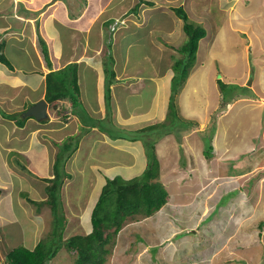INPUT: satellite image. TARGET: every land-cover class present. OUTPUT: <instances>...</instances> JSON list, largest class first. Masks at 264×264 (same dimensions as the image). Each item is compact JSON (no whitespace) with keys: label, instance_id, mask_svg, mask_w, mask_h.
<instances>
[{"label":"rangeland","instance_id":"rangeland-1","mask_svg":"<svg viewBox=\"0 0 264 264\" xmlns=\"http://www.w3.org/2000/svg\"><path fill=\"white\" fill-rule=\"evenodd\" d=\"M63 1V6H73L76 10L80 0ZM153 1L154 5L147 6L144 1L141 2L135 14L128 16L130 21L136 18L137 22H143L147 19L145 8L149 6H159L161 9L168 7L174 11L173 7L184 5L181 4L184 0ZM91 2L93 3V0ZM94 2L102 5L105 0ZM259 2L260 0H234L232 5L231 0L229 7L226 2L218 4L216 0H210V3L192 0V3H187L186 11L189 17L196 22L202 20L200 23L204 25L207 33L199 41L196 60L189 70L186 82L179 86L176 100L180 115L198 123L192 124V129H187L190 123L176 120L154 130H124L126 135L130 131L138 130L134 133L138 135L137 141L142 140L144 143L145 159L133 162L132 169H136L135 172L125 173L126 177L124 173H118L114 177L121 175L129 179L142 176L149 161L145 143L154 140L150 137L156 136L157 140L163 142V169L160 177L166 185L169 184L167 188L171 191V197L163 208L146 220L142 218L127 221L117 238L110 243L111 254L105 258L104 264H264V123H260L258 133L253 132L251 127L259 125L260 121L255 117L254 111L258 109L259 103L264 101V1L262 5H259ZM20 8L27 10L25 4H21ZM158 10V7H154L149 11V23H155L157 26L160 24V27L155 28L160 29L159 32H152L156 48L150 46L149 40L146 41L145 28L139 29L135 35L129 34L126 38V41L135 40L134 47L130 49V68L142 69L144 74H150L153 69L145 60L147 55L149 58L151 54L154 58L152 62L156 65L155 69L162 70V66L168 64L171 72L174 71L172 64L182 55L179 48L185 41L184 21L175 18L176 23H171L170 16L157 13ZM173 13L176 14L175 11ZM177 16L176 14L175 17ZM118 20L123 22L117 19L111 25L118 26ZM170 23L174 24L171 33L169 29H164L169 28ZM136 37L142 40L138 42ZM248 42L250 43L247 44ZM6 54L11 57L9 51H6ZM114 54L123 60L125 51L120 48ZM104 62L112 65L110 59H104ZM120 68L122 66L119 64L118 69ZM219 79L225 82L228 93L226 100L221 97ZM250 79L251 87L246 85ZM148 93L151 94V91L147 89L146 94ZM252 93L256 94V98ZM232 95H239L238 101H235ZM246 96H252L254 100L244 101L242 98ZM170 97L171 92L168 106ZM148 101L149 99H146V103ZM223 101L227 104L221 105ZM166 102L165 100L167 106ZM220 106L224 108L220 109ZM200 111L202 115L198 116V120L189 115L191 113L197 116ZM109 113L100 117L89 113L92 116L87 117V120L90 124L100 120L101 127L105 128L114 124V116L112 114V118L108 117ZM22 115L12 114L11 118H22ZM262 116L264 118V111ZM144 122L146 123V120ZM1 131L0 125V141ZM81 131L82 134L78 133L77 137L85 134L84 129ZM148 132L151 136H148ZM210 133L213 134L211 143L214 148L209 152V156H205V142L210 141ZM92 134L95 137L94 133ZM180 139L182 140L179 141ZM184 140H187V147ZM194 140L195 143L192 142ZM98 142L97 140L94 147H91L94 154L88 152L92 156H87V153L75 156L70 170L60 173L63 175L61 178L70 181V184L63 192V186L61 188L56 215L47 203L31 202L27 204L26 213H23V204L16 201L0 204V230L4 232L3 240L0 241V264H7L3 261L5 250L19 245L34 247L36 241L44 238L51 228L56 225L60 227L65 221L61 216L65 213L64 208L66 213L77 211L87 203L91 195L90 186L93 187L96 182L95 173L99 172L96 167L99 159L101 164H105L106 159L113 161L117 159L116 156L124 159L130 155L127 152L119 154L113 149L110 150L109 145H101ZM201 151L204 155L202 158ZM43 152H21L15 155L26 165L20 168L23 171L21 174H24L21 183L15 175L16 179L13 180L11 175L9 182L12 183L13 193L18 192L22 186V191L31 193L30 196L43 190L46 191L43 194L48 195L47 179L54 178L56 173L52 177L38 175L50 171L54 165V157L42 155ZM51 160L53 161L50 164ZM175 169H179L181 173L175 172ZM0 173L4 182L5 177H10L7 174L4 177L6 171H3L1 165ZM77 173H81V178ZM141 179H144V176ZM2 186L5 187L0 191V197L6 195L9 189V186ZM10 195L4 198L9 200ZM68 198L74 200V205L62 202V199ZM8 206L12 208L9 209ZM36 211L43 212L42 217L38 218ZM18 223L22 226L19 227ZM69 234L71 233L67 232V235ZM74 257L62 248L47 264H76Z\"/></svg>","mask_w":264,"mask_h":264},{"label":"crops","instance_id":"crops-1","mask_svg":"<svg viewBox=\"0 0 264 264\" xmlns=\"http://www.w3.org/2000/svg\"><path fill=\"white\" fill-rule=\"evenodd\" d=\"M91 1L80 0L79 5L74 10L73 6L70 8L63 6L65 5L63 0H0V40H3L0 42L3 54L5 55L6 51L10 52L11 57L7 54L6 57H9L7 58L13 65L9 66L0 61V125L2 127L0 165L3 167V171H6L4 177L6 174L10 176L9 178L5 177V182L3 178H0V191L5 187L2 185L9 186L6 195L3 194L0 197V204L16 201L18 204H23L25 209L23 213H26L28 211L27 204L31 203L28 201V197L36 201L47 199L48 195L43 194L46 192L45 190L42 192L37 191V194L33 193L34 196H30L31 193L23 192L22 189L24 188L20 186L18 192H12V183L9 182L11 181V175H13V180L18 178L20 183L24 179V174H21L23 171L20 168L26 163L15 157L21 152L35 151L40 153L44 151L42 155L47 154L54 157V165L56 159L61 155L66 159L61 169L64 172L70 170L75 156L79 157L85 153H87V156H92L89 153L94 152L91 147H94L97 140L101 145H109L110 150L113 149L119 154H122V152L130 154L124 159L121 156H116L117 159L113 160L114 162L106 159L105 164H101L99 159L96 166L99 172L95 173L96 182H94L93 187L90 186L91 195L87 203L77 211L66 213V208H64V214L67 217L64 234L66 238L73 235L72 232L75 229L74 234H87L92 230V210L106 178L114 177L118 173H124L125 176V173L135 172L136 169H132L133 162L145 159L144 143L141 139V141H137L139 140L138 135L134 133L138 130L130 131L127 135L124 134V130L140 129L148 124L163 121L168 111L167 103L174 71L169 70L168 64L162 66V70L161 68L155 69L156 65L152 62L154 58L151 54L149 58L148 55L145 57V60L153 66L150 74L142 73V69L134 68L133 70L130 68V49L134 47L135 40L126 41L127 36L129 34L135 35L139 29L145 28L146 41L149 40L150 46L156 48L152 40L154 38L152 32H159L160 29L155 30V28L160 27V24L157 26L155 23L152 25L149 23V11L154 7L159 8L157 13L169 15L171 23L172 21L176 23L175 18L181 20L179 16L175 17L176 14L173 13L174 11L171 8L161 9L159 6H149L145 8L148 14L147 19L143 22H137L136 18L130 21L128 16L135 14L138 10H135L137 0H105L102 5H97L94 0L93 3ZM204 1L210 3V0ZM216 1L218 4L226 2L229 7L231 0ZM233 1L232 5H234ZM263 1L260 0L259 5H262ZM187 3H192V0L181 2L186 10H188ZM21 4H25L27 10L21 9ZM145 5L149 4L146 2ZM117 19L123 20V22L118 20L116 30L112 31L110 25L115 23ZM198 22L203 21L199 20ZM171 23L169 28H164L169 29L170 33L174 29V24ZM179 24L180 22L176 26L178 27ZM141 40L142 38L136 37V41ZM44 48L47 49L48 56L44 54ZM120 48L125 51L123 60L121 57L118 59V55L114 54ZM157 48L161 49L160 47ZM108 54L110 55L111 66L104 62V59H108ZM71 63L78 64L80 102L78 101L74 105L71 100L58 99L53 103L48 102V117L42 120H38L31 115H25L24 111L28 107L40 99H45L47 73L51 70L62 69ZM119 64L122 66L120 69H118ZM108 83H110L111 94L107 99L106 87ZM147 89L151 91V94H149L150 92L146 94ZM191 94L192 92L189 93V95ZM86 96L88 97L87 102ZM132 97L136 99L133 101L134 98L131 100ZM146 99H149L148 103H146ZM242 99L244 101L254 100L252 96H246ZM108 111H111V113ZM263 111L264 101L259 103L258 109L254 111L256 113L255 117L260 121L258 126H251L255 133L256 131L258 133L259 128H261L260 123H264ZM4 113L9 114V116ZM17 113L23 114V117L11 118L12 114ZM89 113L96 114L99 117L109 113L108 117L110 118L113 114L114 124H106L108 127L105 128L101 127L100 120L90 124L87 117L89 118L92 115ZM64 115H68V117ZM189 115L196 117L198 120L202 112L200 111L197 116L191 113ZM194 122L198 123L197 121ZM81 129L85 130V134L79 136L78 143H74L71 138L78 133L82 134ZM131 132L133 133L130 134ZM119 139L120 141H117ZM192 142L195 143V140ZM162 144L163 142L161 143L158 140L156 145L160 163L163 160ZM184 145L185 147L188 146L187 140H184ZM70 147L74 149L71 152L69 151ZM68 155L72 156L69 157ZM202 156H204L203 151L200 153L201 158ZM52 161H50V164ZM128 162L131 164H128ZM54 165L50 171L38 175L52 177L55 173ZM93 166H95L94 161ZM161 166L163 167L162 164ZM83 169L84 165H82L81 171ZM138 171L142 172L143 170ZM176 171L181 173L179 169H175ZM77 174L81 178V173ZM14 175L16 178H14ZM69 182L64 180L62 192L69 186ZM166 186L169 187V184L167 183ZM9 194L12 196L10 195L9 200H6L4 197ZM69 198L71 197L69 196ZM69 198L62 199V202L74 205V200L71 201ZM8 208L11 209L12 206H8ZM42 214L41 211L35 212L38 218L42 217ZM148 217L143 219L146 220ZM21 226L20 224L19 227ZM67 232L71 234L67 235ZM1 238L0 241L3 240L2 236ZM3 261H5V255Z\"/></svg>","mask_w":264,"mask_h":264},{"label":"trees","instance_id":"trees-1","mask_svg":"<svg viewBox=\"0 0 264 264\" xmlns=\"http://www.w3.org/2000/svg\"><path fill=\"white\" fill-rule=\"evenodd\" d=\"M143 1L151 5L155 4L153 0H140L135 10L138 9ZM173 9L184 21L185 41L179 48V51L182 53V58L179 57L180 59L172 64L174 75L171 80V97L165 119L148 124L142 130H154L161 126L174 123L176 120L190 123L187 129H192V124H197L180 115L176 98L179 86L186 82L189 70L196 60L199 41L206 36L207 31L202 23L196 22L189 17L183 5L175 6ZM112 25L110 27L111 30H116L117 25H114V27ZM44 54L46 56L49 54L46 48H44ZM108 59H110V55ZM0 61L9 66H13L3 54L1 42ZM77 66V63H71L62 69L51 70L47 73L45 99L49 103L62 99L71 100L74 105L80 100ZM219 84L222 89V98L226 100L228 93L224 86L225 82L219 79ZM106 88L108 99L111 94L110 83L107 84ZM238 97L240 96L232 95L233 99ZM226 104L227 102L223 101L221 105ZM221 108L224 107L220 106ZM4 114L9 116L7 113ZM19 122L21 123V121ZM149 133L148 136H151ZM155 137H150L154 138V140H149L145 143L149 161L143 171L142 176H144V179H141L142 176L125 179L121 175L107 179L92 210V230L89 233H78L70 235L67 238L64 237L66 217L65 214H62L61 216L65 218V221L61 224L62 228L59 225L51 228V231L44 238L40 239L34 247L19 245L8 249L4 252L5 262L7 264H47L48 260L54 258L62 248H65L75 256L76 264H104L105 258L111 254L110 243L117 238L120 230L128 223L127 221L139 220L151 216L154 212L163 208L171 197V191H169L160 177L163 167L156 152L155 143L158 140ZM208 137L210 141L205 142V150L207 151L205 152V156H209V152L214 148L211 143L213 134L210 133ZM78 138L79 136L77 137L75 135L71 139L74 140V143H78ZM72 149L70 147L69 151L71 152ZM65 161V157L63 158L61 155L55 161L54 170L56 174L54 178L47 179L49 181V185L47 186V199L36 201L28 197V201L35 204L47 203L55 214L56 208L59 207L60 192L65 179L61 178L63 175L60 174L65 173L61 170ZM1 232V236L3 237L4 232Z\"/></svg>","mask_w":264,"mask_h":264},{"label":"water","instance_id":"water-1","mask_svg":"<svg viewBox=\"0 0 264 264\" xmlns=\"http://www.w3.org/2000/svg\"><path fill=\"white\" fill-rule=\"evenodd\" d=\"M252 79L248 80L246 85L251 86L252 84ZM48 102L46 99H40L37 102H35L33 105L28 107L25 111V115H31L36 117L38 120H42L48 117Z\"/></svg>","mask_w":264,"mask_h":264},{"label":"bare ground","instance_id":"bare-ground-1","mask_svg":"<svg viewBox=\"0 0 264 264\" xmlns=\"http://www.w3.org/2000/svg\"><path fill=\"white\" fill-rule=\"evenodd\" d=\"M139 42V41H138ZM77 84V83H76ZM58 95V94H57ZM47 178V177H46Z\"/></svg>","mask_w":264,"mask_h":264},{"label":"clouds","instance_id":"clouds-1","mask_svg":"<svg viewBox=\"0 0 264 264\" xmlns=\"http://www.w3.org/2000/svg\"><path fill=\"white\" fill-rule=\"evenodd\" d=\"M48 102V101H47Z\"/></svg>","mask_w":264,"mask_h":264}]
</instances>
